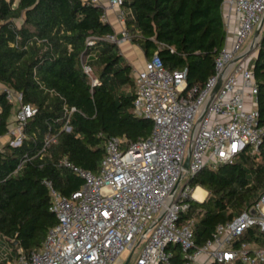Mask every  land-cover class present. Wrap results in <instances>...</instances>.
<instances>
[{
	"label": "trees",
	"instance_id": "obj_1",
	"mask_svg": "<svg viewBox=\"0 0 264 264\" xmlns=\"http://www.w3.org/2000/svg\"><path fill=\"white\" fill-rule=\"evenodd\" d=\"M224 2L121 4L131 41L147 58L157 52L167 69H187L188 84L203 86L227 40ZM103 11L101 3L86 0H0V85L23 91V101L38 108L25 123L21 145L12 144L10 135L0 147V238L9 241L15 253L19 248L39 249L56 225L45 180L65 195L82 186L83 179L62 159L98 172L108 137L123 138L127 144L152 132L153 121L134 113L133 67L119 43L107 38L115 30L102 18ZM261 34L252 62L259 84V125L264 126V28ZM15 113L6 91L0 90V137L14 126ZM48 136L55 140L43 149ZM259 151L242 153L217 168L205 166L190 177L192 186L208 191L202 202L191 199L190 210L182 215L195 219L198 244L219 223L254 204L264 190V137ZM170 248L173 264H182L180 246Z\"/></svg>",
	"mask_w": 264,
	"mask_h": 264
},
{
	"label": "built area",
	"instance_id": "obj_2",
	"mask_svg": "<svg viewBox=\"0 0 264 264\" xmlns=\"http://www.w3.org/2000/svg\"><path fill=\"white\" fill-rule=\"evenodd\" d=\"M86 1L104 6V20L110 9L117 11L124 28L109 34V40L131 39L122 0ZM224 1L235 9L239 21L233 42L229 45L226 40L219 50L215 71L206 83L189 85L188 70L167 69L157 52L143 67L133 69L134 113L153 121L151 134L127 144L123 138L108 137L98 172L62 159L83 179L82 186L65 195L45 180L56 225L37 250L19 248L18 253L6 254L0 246V263L125 264L124 251L133 255L141 246L128 264H173L175 253L170 246L178 244L182 264H264V190L254 204L219 223L202 244L194 236L195 219L182 217L190 210L191 199L202 202L208 194L196 197L199 186H192L190 177L205 166L232 163L242 153H260L264 137L252 62L257 45L251 48L250 41L264 18V0ZM223 17L227 35L229 15ZM85 71L90 72V67L85 65ZM0 90L6 91L16 107L8 135H13L12 144L21 145L25 123L38 108L23 101V91L3 84ZM45 140L43 149L55 136ZM189 149L191 158L185 169Z\"/></svg>",
	"mask_w": 264,
	"mask_h": 264
},
{
	"label": "crops",
	"instance_id": "obj_3",
	"mask_svg": "<svg viewBox=\"0 0 264 264\" xmlns=\"http://www.w3.org/2000/svg\"><path fill=\"white\" fill-rule=\"evenodd\" d=\"M101 1L103 4L107 3V0H101ZM223 14L229 15V20L227 22V24H228L227 43L230 45L234 40L235 30L237 28L239 18L237 17V13H236L235 9H231L226 4L223 5ZM107 21H109L112 24V26L115 30V33H117V34L120 33V31L124 28V23L117 18V11L114 9H110L108 11V20ZM119 45L121 47L122 54L125 55L128 62L132 65L133 69L143 67V65L145 64L147 59H149V58H147L146 54H144V51L142 50L141 46L137 43H133L131 41V39H126V40L122 41L121 43H119ZM136 55H140V58L135 61L133 59L135 58ZM200 187L203 188L202 186H199L198 188H200ZM204 190H205V195H206L208 191H207V189H204Z\"/></svg>",
	"mask_w": 264,
	"mask_h": 264
},
{
	"label": "rangeland",
	"instance_id": "obj_4",
	"mask_svg": "<svg viewBox=\"0 0 264 264\" xmlns=\"http://www.w3.org/2000/svg\"><path fill=\"white\" fill-rule=\"evenodd\" d=\"M253 35H252V37H251V40L250 41H253L254 39H255V34H254V32L252 33ZM140 58V55H136L135 56V58L133 59V60H138ZM10 140V136L9 135H5L2 139H0V147H3V145L5 144V143H7L8 141ZM183 184V181H181V183H180V185H182ZM1 242V244H0V246H1V248H3V246H4V248H3V252L4 253H9L10 252V250H12L13 251V253H15V251H14V249H13V246L11 245V243L9 242V241H5V240H1L0 241ZM141 250V246H138L136 249H135V251H134V256H133V259H132V262L134 261V259L137 257V255H138V253H139V251ZM15 255V254H14ZM129 255H128V252L127 251H124V253L122 254V258L123 259H127V257H128ZM3 258V253H1L0 252V259H2ZM115 264H117V263H115ZM131 264V263H130Z\"/></svg>",
	"mask_w": 264,
	"mask_h": 264
},
{
	"label": "water",
	"instance_id": "obj_5",
	"mask_svg": "<svg viewBox=\"0 0 264 264\" xmlns=\"http://www.w3.org/2000/svg\"><path fill=\"white\" fill-rule=\"evenodd\" d=\"M264 17V16H263ZM264 28V18L263 20L261 21V23L257 26V28L255 29L254 31V34H255V39L251 42V48L254 47L255 45H257L258 41L260 40L262 34V30ZM220 86V85H219ZM218 86V87H219ZM190 158H191V153H190V149L188 150V155H187V158L184 162V167L185 169L188 168L189 166V161H190ZM132 252L129 254V257L127 258V260L125 261V264H128L132 258Z\"/></svg>",
	"mask_w": 264,
	"mask_h": 264
},
{
	"label": "bare ground",
	"instance_id": "obj_6",
	"mask_svg": "<svg viewBox=\"0 0 264 264\" xmlns=\"http://www.w3.org/2000/svg\"><path fill=\"white\" fill-rule=\"evenodd\" d=\"M204 195H205V190L203 188L200 187V188L196 189V191H195L196 197L201 199L204 197Z\"/></svg>",
	"mask_w": 264,
	"mask_h": 264
}]
</instances>
